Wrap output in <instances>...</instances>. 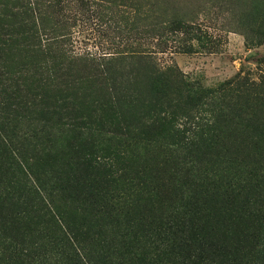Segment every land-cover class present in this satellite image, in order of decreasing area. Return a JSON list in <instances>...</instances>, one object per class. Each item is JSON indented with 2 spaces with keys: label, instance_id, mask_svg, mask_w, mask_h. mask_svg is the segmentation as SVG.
<instances>
[{
  "label": "rangeland",
  "instance_id": "obj_1",
  "mask_svg": "<svg viewBox=\"0 0 264 264\" xmlns=\"http://www.w3.org/2000/svg\"><path fill=\"white\" fill-rule=\"evenodd\" d=\"M39 1L0 0V238L58 242L10 182L21 156L91 247L165 229L202 264H264V0ZM117 180L143 189L124 216L100 200Z\"/></svg>",
  "mask_w": 264,
  "mask_h": 264
},
{
  "label": "trees",
  "instance_id": "obj_2",
  "mask_svg": "<svg viewBox=\"0 0 264 264\" xmlns=\"http://www.w3.org/2000/svg\"><path fill=\"white\" fill-rule=\"evenodd\" d=\"M38 1L27 0L26 4L30 6L31 10L33 9L35 12H39L36 7ZM39 14L40 12L38 13V17ZM27 18L37 19V16L31 12ZM137 58L142 61H150V58L146 54L137 56ZM152 72L156 75V71ZM151 128L154 130L153 126ZM1 130L0 132L2 133ZM1 133L0 137L2 135ZM118 133L113 132L110 138L116 139ZM102 142L108 143L106 146L111 151H106L110 154L112 152L113 155L118 157L123 156L121 153H115L116 148H112L113 145L110 144V141L104 140ZM130 144L127 143L122 146L126 147L127 145L130 146ZM139 147L140 149L146 148L145 145L140 143ZM95 160L101 167L119 169L114 166V161L111 157L100 154L97 155ZM117 160L120 164L122 159ZM11 163L12 166L14 164V168H12L15 169V172H13V179H10V182L13 183L14 188L18 191L32 197L36 204H43L41 209L49 216V220L47 221L50 227V229L48 228L49 237H55L58 239V242L55 247H52L49 242L46 243L45 248L37 247L42 250L39 252L38 250L35 252L31 251V247H27L23 251L14 247V241L11 237L3 236L0 238V264H64L69 261L75 264H202L194 253L186 256L181 246L182 240L179 242L175 237V233L165 229L149 232L144 235L145 237H142L141 234L137 240L134 237L131 238L129 233H122L120 231L108 240L104 238L98 244L92 243V247L87 243L77 240V238L75 239L55 208L50 207L51 199L48 197L49 194L46 188L47 179L41 175L42 172L37 171V169H32L37 168V165L33 163L29 165L21 156L13 159ZM120 169L122 170V167ZM222 177L223 174L211 173L208 169H205L201 175H195L193 177L195 180L194 187H205V185L217 181L216 178ZM120 184L122 186H116V190H111L108 197L100 198V200H105V202L106 200L109 201V203H106L109 204L107 206L109 210L111 212L117 211L119 216H124L125 212L130 208L128 205H132L131 200L133 198L138 199L135 196V191L137 190L140 194L143 189L136 184H131V182H120ZM233 185L235 186V184ZM54 188H56L55 181L53 182ZM260 214H264V211ZM181 238L183 237L181 236ZM56 249H60L63 252L60 253Z\"/></svg>",
  "mask_w": 264,
  "mask_h": 264
}]
</instances>
